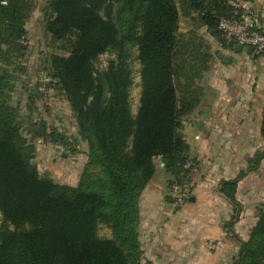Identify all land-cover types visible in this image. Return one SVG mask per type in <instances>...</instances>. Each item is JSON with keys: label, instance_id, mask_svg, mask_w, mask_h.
<instances>
[{"label": "trees", "instance_id": "16d2710c", "mask_svg": "<svg viewBox=\"0 0 264 264\" xmlns=\"http://www.w3.org/2000/svg\"><path fill=\"white\" fill-rule=\"evenodd\" d=\"M34 7L35 0H0V60L5 66L14 65L25 49L22 40ZM182 16L206 26L219 41L236 44L219 28L221 19L238 18L227 0L49 1L45 29L51 45L63 37L73 39L68 57L52 56V68L75 112L78 134L88 142L77 185L57 183L31 162L33 148L24 145L19 110L8 100L12 75L0 67V264L139 263L141 194L156 173L159 156L174 176L171 186L182 184L190 172L183 117L200 105L205 93L201 80L211 66L206 38L197 29L179 33ZM134 46L142 65L136 114L128 62ZM108 51H116L117 58L96 71L95 59ZM31 129L52 144H78L79 139L72 142L57 129L36 123ZM263 160L264 149L258 150L246 170L220 182L219 191L239 205L231 223L242 210L236 201L239 182ZM100 224L112 230L111 238L99 236ZM235 264H264V208Z\"/></svg>", "mask_w": 264, "mask_h": 264}, {"label": "crops", "instance_id": "0c3cea01", "mask_svg": "<svg viewBox=\"0 0 264 264\" xmlns=\"http://www.w3.org/2000/svg\"><path fill=\"white\" fill-rule=\"evenodd\" d=\"M251 2L264 22V0ZM191 29H195L194 26ZM198 31L207 41L219 44L218 39L204 32H208L206 26ZM236 45H227L225 48L221 45L214 49L215 56L220 59L215 58L212 62L210 77H213L211 82L215 94L208 95L205 90L200 105L193 113L198 115L201 112L202 116L195 120L194 125L186 122L183 129L190 146L188 174L192 177L189 184L193 186V191L189 202L180 206L182 209L176 214L173 213L169 184L174 176L165 169L160 156L156 173L141 194L139 232L140 237L147 242L146 248L150 254L161 246L171 248L183 243L182 251L186 249L189 257L203 254V246L208 239L225 240L223 208L227 202L226 196L219 191L220 182L235 178L245 169L247 160L258 150L264 149L261 136L264 55L257 54L247 46L236 49ZM226 57H230V61ZM212 100L215 104L207 105ZM206 114L208 120L204 118ZM200 120L205 123L204 131L197 127ZM213 126L230 128V131L228 134L210 135L207 128ZM81 155L83 157L77 163V171H82L88 160L87 153ZM261 166L264 167V160ZM254 174L248 173L239 182V192L243 184L253 182L255 185Z\"/></svg>", "mask_w": 264, "mask_h": 264}, {"label": "rangeland", "instance_id": "374dc122", "mask_svg": "<svg viewBox=\"0 0 264 264\" xmlns=\"http://www.w3.org/2000/svg\"><path fill=\"white\" fill-rule=\"evenodd\" d=\"M49 1L35 0L33 13L26 23L27 32L22 40L25 45L24 51L21 56L16 58L14 65L5 66L0 60V67L6 68L12 75L11 83L13 84V90L9 92L8 100L19 110L24 145L33 148L31 162L37 165L41 175L48 173L57 183L64 182L77 185L83 172V170H76L77 163L81 162V157H83L81 154L87 153L88 142L86 140L82 141L78 134L75 112L59 80L53 75L54 71L52 68V56L60 55L68 57L72 49L73 39L70 36L63 37L57 41L56 45H51V35L45 29L46 17L49 13ZM192 26L197 30L203 29V26L199 22H195L187 17H180L179 33L188 32ZM204 32L207 35L209 33L207 31ZM226 42L225 38L223 42L219 41V44L208 41L210 45L211 66L201 80V83L205 84L203 85L204 90H206L208 95L215 94L213 91L214 86L211 82L213 77H210L213 68L212 62H214L215 58L218 59L215 56L214 49L221 45L225 48L227 46ZM230 50L232 49L230 48ZM138 55V47H132L128 56V62L133 74V85L130 93L132 112L134 114L138 111L142 91V65ZM116 58V51H108L99 55L94 61L96 71L106 70L110 62ZM212 104H215V101L212 100L207 103V105ZM194 112L195 110L183 117L184 126L186 122L193 123L194 125L195 120L202 116L201 112L198 115L193 114ZM204 118L208 120L209 116L206 115ZM31 123H36L41 127L46 126L48 131L51 129L62 131L71 138V141L72 138L79 139L78 144L75 147L63 146L59 143L52 144L48 142V138L45 136H35L31 129ZM207 129H209L210 135L228 134L230 131V128L225 129L219 126ZM204 130L203 127L201 131ZM158 162L159 158L157 157L155 158V164H158ZM74 165L75 167H73ZM248 165L249 162L247 160V166L244 170L247 169ZM95 171L97 173L100 172L97 168ZM251 172H255V185L253 186V182L243 184L240 192L238 191L236 201L241 204L242 210L239 219L234 223H231V219L236 216L234 209H237L239 205L227 197L225 199L227 202L223 208L225 240H221L223 245L215 250H211L209 248L211 241L208 239L204 243L203 254L188 257L187 250L184 249L182 251L183 243L179 245L175 244L171 248L161 246L150 254L146 248L147 242L140 237L143 253L138 264H235L242 242L249 240L252 229L257 224L261 210L264 208V167L260 164L256 170ZM191 180L190 174L180 179L183 182L182 185H186L188 189V197L185 202H189L193 191V186L189 184ZM169 188L171 191V182ZM171 199L174 204L173 213L176 214L175 212L181 210L182 207H177L176 203H174L175 199ZM2 219L3 216L0 211V223ZM11 228L14 229L15 227L11 226ZM98 234L104 238H111L112 230L105 224H100L98 226Z\"/></svg>", "mask_w": 264, "mask_h": 264}, {"label": "built area", "instance_id": "2783aa9c", "mask_svg": "<svg viewBox=\"0 0 264 264\" xmlns=\"http://www.w3.org/2000/svg\"><path fill=\"white\" fill-rule=\"evenodd\" d=\"M228 4L236 11L238 18L220 20L219 28L229 41L247 46L256 53L264 52V22L253 7L251 0H227ZM171 196L175 199L177 207L183 206L188 197L186 185L175 182L171 186ZM221 240L209 243V248L215 250L221 246Z\"/></svg>", "mask_w": 264, "mask_h": 264}, {"label": "water", "instance_id": "95a60500", "mask_svg": "<svg viewBox=\"0 0 264 264\" xmlns=\"http://www.w3.org/2000/svg\"><path fill=\"white\" fill-rule=\"evenodd\" d=\"M242 47V45H239V44H237L236 45V49H239V48H241ZM253 50V49H252ZM226 60L227 61H230V57H226ZM207 115V114H206ZM204 121L203 120H200V121H198V123H197V127L200 129V130H202V128H203V126H204ZM160 158L162 159L163 157L162 156H160Z\"/></svg>", "mask_w": 264, "mask_h": 264}]
</instances>
